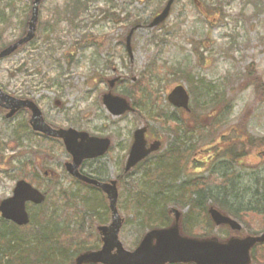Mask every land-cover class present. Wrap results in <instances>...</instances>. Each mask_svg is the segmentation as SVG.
<instances>
[{
    "label": "rangeland",
    "instance_id": "obj_1",
    "mask_svg": "<svg viewBox=\"0 0 264 264\" xmlns=\"http://www.w3.org/2000/svg\"><path fill=\"white\" fill-rule=\"evenodd\" d=\"M14 1L15 9L6 12L9 22L0 25L2 47L23 35V20L32 5L30 0ZM167 1L82 0L78 10L77 0H47L40 9L36 40L0 61L1 90L34 99L54 126L73 127L112 139L109 155L96 164L106 178L117 176L122 181L118 210L124 222L119 237L128 250L136 248L147 230L164 227L148 225L141 209L143 203H137L142 196L150 198L141 191L152 189L155 163L161 159L180 155L178 171L186 166L184 180L180 177L164 189L157 188L162 192L175 190L192 177L212 186L220 177L209 174L216 166L210 164L211 160L222 154L229 157L230 150L236 148L244 164L235 165L234 171L230 166L225 169L230 176L236 174L235 178L242 179L241 188L253 187V176H264V0H176L164 24L148 27ZM5 4L3 1L2 7ZM104 9H111L117 19L107 16L103 20ZM154 12L157 13L152 16ZM128 15L130 20L126 22ZM135 17L141 19L142 26L133 33L130 59L126 40L130 21ZM81 39L88 43H77ZM115 78L121 81L113 92L129 100L135 113L113 117L103 106L101 96ZM196 83L219 92L221 106L217 114L224 112L225 117L213 135L210 131L216 129L212 126L216 114L210 112L209 104L196 101L200 90L195 88ZM178 85L190 91L193 114L180 112L168 103L167 96ZM153 101L157 104L149 105ZM149 111L154 113L152 119L147 115ZM158 111L163 119L154 116ZM168 115L178 122L168 121ZM4 119L0 112V201L12 196L14 178L21 175L45 192L46 203L29 205L28 213L36 233L40 223L46 226L49 213L51 222L59 226V233L62 231V249L55 250L59 259L55 257L51 264H74L78 254L101 248L97 228L111 223L106 197L80 185L63 171L61 163L66 151L58 142L39 137L33 139L32 150L16 148L10 139L23 138L20 131L26 114L10 123ZM143 125L149 126L162 147L124 174L134 132ZM201 126L205 129L201 130ZM244 132L258 139L249 148L236 137ZM24 160L29 163L23 164ZM218 160L216 171L222 173V163L228 162ZM46 172H54L56 177H46ZM144 176L151 179L145 180ZM94 196L98 197L100 211L88 209ZM168 208L179 209L182 217L188 210L177 203ZM192 213L204 217L200 210ZM239 222L242 231L229 233L245 238L263 232L262 217L251 216L249 221ZM208 223L204 219L192 234L228 237V228L214 224L210 227ZM32 229L30 225L19 232L30 233ZM253 257L257 258H253L255 264H264V245L253 252Z\"/></svg>",
    "mask_w": 264,
    "mask_h": 264
},
{
    "label": "water",
    "instance_id": "obj_2",
    "mask_svg": "<svg viewBox=\"0 0 264 264\" xmlns=\"http://www.w3.org/2000/svg\"><path fill=\"white\" fill-rule=\"evenodd\" d=\"M42 1L44 0L33 1L26 35L0 51V60L11 56L21 46L35 38ZM174 1L169 0L161 14L148 27L159 26L167 19ZM139 27L141 26H137L135 29ZM133 33L134 30L130 32L127 38V50L131 59L133 58L131 46ZM116 81L111 82V87H114ZM102 99L107 110L114 116H121L133 111L126 99L114 96L112 93L103 95ZM168 99L173 105L189 110V95L183 86L175 88ZM0 106L10 111L7 115L8 118L22 109H29L32 113L30 124L34 131L63 140L67 151L74 158V165L68 167L71 174L86 183L99 187L109 198L112 224L99 228L103 236V247L101 250L89 251L79 255L76 264H252V250L256 245L264 244V233L245 238L233 237L225 242H221L217 238L197 239L184 236L180 231V213L176 211L174 225L167 229L149 231L135 250H126L119 240L122 218L117 209L119 197L117 182L100 183L77 172L78 166L85 159L104 155L108 151L111 141L90 137L88 133L74 129H53L45 122L42 112L33 101L16 99L2 90H0ZM146 130V128H142L135 132V142L126 164L127 171L160 147V142L157 141L150 149L147 148ZM44 200L45 196L39 190L25 181H20L16 185L13 197L1 203L0 212L7 220L20 226L27 225L30 219L26 210V203L41 204ZM209 214L218 227L228 225L234 231L242 229L238 221L223 215L214 207L209 210Z\"/></svg>",
    "mask_w": 264,
    "mask_h": 264
},
{
    "label": "trees",
    "instance_id": "obj_3",
    "mask_svg": "<svg viewBox=\"0 0 264 264\" xmlns=\"http://www.w3.org/2000/svg\"><path fill=\"white\" fill-rule=\"evenodd\" d=\"M4 1L6 3L4 7H2L1 3ZM31 4L33 0H30ZM79 5L78 10L82 7V0H77ZM12 3V4H11ZM15 3L14 0H0V25L7 24L9 22V16L6 13L7 10L15 9L13 5ZM32 7V5H31ZM77 10V11H78ZM75 11V12H77ZM156 11V10H155ZM105 18L110 16L112 19H117L111 9H104ZM157 12H154L152 16H154ZM31 16V8L29 12L26 13V17L23 20V26L21 28L22 36L26 34L28 29V21ZM151 16V17H152ZM130 20V16L126 18V22ZM123 21V20H122ZM141 23V19L134 18V20L130 21L131 27ZM21 36V37H22ZM0 37L2 39V30H0ZM0 39V42H1ZM83 39V38H82ZM78 41L80 43L85 40ZM36 40V39H35ZM34 40V41H35ZM33 43V42H32ZM31 43V44H32ZM88 43V42H86ZM20 48L19 51L25 49L29 45ZM5 47V46H4ZM4 47L0 46V50ZM195 88L200 89L198 93V98L196 101H201V104H209L211 106V113L216 114L215 120L213 119L212 126L216 129H211L210 133L213 135L218 127L222 125L223 118L225 117L224 112H220L217 114V109L221 106L219 103L220 100L218 98L219 92H214L211 87L202 88L198 83L195 84ZM123 96H127V93H124ZM213 97V98H212ZM130 98V97H129ZM149 101V100H148ZM222 102L224 100H221ZM157 104L155 101L149 103V105ZM1 111V109H0ZM25 112H20L16 117H20ZM153 112H147V115L152 119ZM193 114V113H192ZM158 119H163L160 112L158 111L155 114ZM166 117V116H164ZM168 121L178 122L174 119V116H167ZM5 122L10 123L9 120L4 119ZM180 123L182 124L181 120ZM207 125V124H206ZM200 128V127H199ZM211 127L209 126V129ZM205 128L201 126V130ZM14 131V129H13ZM17 134V132H16ZM20 135L23 136L21 139H15L12 137L10 141L15 142L17 144L16 148L32 150L34 143L33 139H38V134L34 133L29 126L28 119L21 126ZM239 143L244 145L247 143L248 145L256 143L258 141L257 138L252 137L247 132L236 135ZM242 149V148H241ZM224 149H221L223 151ZM230 156L227 157V154H222L221 157H217L214 159L211 164H213V169L210 170L209 174L212 176L217 175L220 177V181L215 178L216 182L212 186L210 184H206L205 181L201 182L200 178H189L188 181H184L181 184L176 186L175 190L172 191H159L158 189H164L167 185H171L175 180L178 182V179L183 178V174L185 173L186 166L184 165L183 169L179 172L178 165L180 162V155L177 157L169 156L161 159L159 162L155 163L156 171L154 175V180L152 179V189H147L141 191V193L150 194V198L148 200L145 199V196L141 197L143 200H138L137 203L142 204V212L144 217L147 220L148 225L152 227L155 224H161L163 226H168L173 222L171 210L168 208L169 204H180L182 207H187L188 211L181 219L182 224V233L184 235L195 237L193 233V229L198 227L204 221H209L208 225L213 227V222L210 219L208 214L209 206L217 207L223 214L230 215L237 220L240 221H249L251 216H257L264 218V176L263 178L256 175L253 176L251 180H254L251 188H241L242 179L235 178L236 174L230 176V172L225 169L227 166L231 167V171H234L235 165H241L243 163V159H241L242 155H239L237 148L231 149L229 152ZM247 155V154H246ZM166 159V160H165ZM226 161L228 163H222L223 166L220 167L222 173H217L216 169L218 168V164L220 161ZM242 161V162H241ZM19 163H22L19 161ZM29 163L28 160H24L23 164ZM238 163V164H236ZM264 169V166L262 167ZM210 175V176H211ZM264 175V174H263ZM145 180H150L151 177L144 176ZM19 178H26L25 175L19 176ZM239 179V180H238ZM184 180V179H183ZM182 180V181H183ZM240 181V183H239ZM158 188V189H157ZM102 194V193H100ZM246 197V199H245ZM248 198V200H247ZM210 202V205H205ZM103 206V205H102ZM88 209H93L100 211L102 208L100 207L99 200L97 196H94L93 202L88 205ZM194 210H200L203 213V218L198 217L197 215H193ZM92 211V210H91ZM170 214V215H169ZM48 221H46V226L42 223L37 226L41 227L40 231L36 233L35 226L33 222L32 231L30 233H20L21 229L15 227L14 225L7 223L5 221H0V264H51L57 257L56 249H62V231L59 233L61 229L57 224H53L51 221L50 213L48 214ZM55 222V221H53ZM189 223V224H188ZM42 225V226H41ZM64 227V225H63ZM62 227V228H63ZM228 230V229H227ZM230 230V229H229ZM228 230V237L237 236L241 237L239 233L231 234ZM264 231V228L262 229ZM231 232V231H230ZM35 234V236H34ZM218 236L221 240L225 239V237L213 234V236ZM212 236V235H211ZM201 237V236H199ZM36 238L37 240H34ZM262 247V245L257 246ZM65 248V247H63ZM254 250V251H255ZM255 258V257H254ZM257 259V258H255ZM255 264V263H253Z\"/></svg>",
    "mask_w": 264,
    "mask_h": 264
},
{
    "label": "flooded vegetation",
    "instance_id": "obj_4",
    "mask_svg": "<svg viewBox=\"0 0 264 264\" xmlns=\"http://www.w3.org/2000/svg\"><path fill=\"white\" fill-rule=\"evenodd\" d=\"M21 112L28 113V111H21ZM6 113L7 112H4L3 115H6ZM143 126H147V125H143ZM147 128L148 129H147V131L145 133V138L147 140L148 147H152L154 145V143L156 141H158V140H156V138L153 135H151V131H150V129H149L148 126H147ZM58 142H60V141H58ZM108 155H109V153L106 156L101 157V158L85 159L78 166L77 172H79L81 175L87 176V177H89L91 179H95V180H97V181H99L101 183H112V181L116 180L117 183H118L119 189H121L122 181L117 176H116V178H106L105 177V173H103L102 168L99 167L96 164V163L100 162L102 159H104L105 157H107ZM73 165H74V158H73V156L70 153H68V154L65 153V160H64L63 164L61 163V167L63 168V171H65V173L68 176H70L74 181H76L80 185H82V186H84L86 188H89L91 190L99 191L100 193H102L106 197V199H108L107 195L104 192H102L100 189H98V187H95L94 185L86 184L83 181H81L80 179L74 178L71 175V172L69 171V168H68L69 166H73ZM45 174H46L47 177L50 176V178L56 177V174L54 172H51V173H47L46 172ZM101 174H103V176H101ZM0 218H1V215H0Z\"/></svg>",
    "mask_w": 264,
    "mask_h": 264
}]
</instances>
